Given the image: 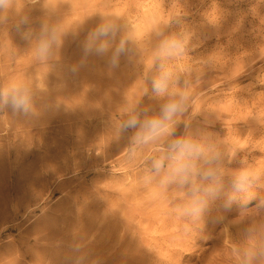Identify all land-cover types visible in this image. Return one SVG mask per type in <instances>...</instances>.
Wrapping results in <instances>:
<instances>
[{"label": "rangeland", "instance_id": "rangeland-1", "mask_svg": "<svg viewBox=\"0 0 264 264\" xmlns=\"http://www.w3.org/2000/svg\"><path fill=\"white\" fill-rule=\"evenodd\" d=\"M109 23L115 44L135 36L115 69L111 50L84 53ZM45 27L65 59L37 58ZM168 36L186 37L185 52L158 59ZM162 64L187 81L188 110L172 136L133 144L121 125L131 110L159 114ZM0 68V89L31 94L28 111L0 104V264H238L247 230L264 238V0H7ZM176 137L221 154V196L197 221L177 211L185 190L161 189L152 168ZM240 170L255 179L226 207Z\"/></svg>", "mask_w": 264, "mask_h": 264}, {"label": "clouds", "instance_id": "clouds-1", "mask_svg": "<svg viewBox=\"0 0 264 264\" xmlns=\"http://www.w3.org/2000/svg\"><path fill=\"white\" fill-rule=\"evenodd\" d=\"M7 0H0V7H6ZM117 26L101 24L90 33L84 43V53L105 56L111 50L109 66L118 68L120 58L128 51L126 45L135 39L129 33L115 44ZM27 38V37H26ZM187 38L168 36L160 41L157 58L165 59L182 55L186 49ZM115 44V47L113 45ZM53 45H59L56 28L45 27L39 37L36 56L40 60L48 59L52 54ZM160 75L152 80V90L157 96L168 99L160 106L157 116L141 121L135 110H131L121 127L124 130L136 129L132 143L149 144L172 136L177 118L188 110L191 92L187 81L181 86L180 78L161 65ZM0 104H10L14 109L28 111L31 106V94L26 84L13 82L0 89ZM221 154L211 143H202L192 137H176L167 143L163 155L152 160V168L159 175L157 181L161 189L178 185L185 190L188 200L178 206L177 211L184 217L197 221L202 218L210 204L221 196L223 173L220 167ZM255 177L247 170H240L232 177L233 194H227L225 206L236 199L234 193L246 192ZM190 194V195H189ZM247 237L253 242L247 247L238 249V264H258L264 262V238L256 241L255 230H247Z\"/></svg>", "mask_w": 264, "mask_h": 264}, {"label": "bare ground", "instance_id": "bare-ground-1", "mask_svg": "<svg viewBox=\"0 0 264 264\" xmlns=\"http://www.w3.org/2000/svg\"><path fill=\"white\" fill-rule=\"evenodd\" d=\"M94 18V17H93ZM3 24V23H2ZM62 41V43L59 45V47L58 48H56L55 46L53 47V49H52V52H53V54L48 58V59H46V60H53V59H65L66 57H67V50H66V44H65V42H64V40L62 39L61 40ZM70 50V49H69ZM69 57H70V55H69ZM28 58H22V60L20 61V64L22 63V64H25V63H28L29 61L27 60ZM13 62V61H12ZM37 62V61H36ZM77 66V65H76ZM23 67H25V66H23ZM11 68V67H10ZM26 68V67H25ZM1 69V68H0ZM16 69H17V67H16ZM79 70V69H78ZM62 72H65V71H62ZM69 73V72H68ZM64 74V73H63ZM73 74V73H72ZM68 75V74H67ZM46 78V77H45ZM47 79V81L48 80H50V82H51V80L53 79H50V78H46ZM80 79V78H79ZM38 80V79H37ZM80 82V81H79ZM3 107V106H2Z\"/></svg>", "mask_w": 264, "mask_h": 264}]
</instances>
